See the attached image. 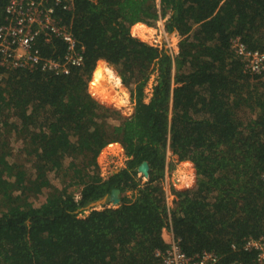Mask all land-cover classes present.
<instances>
[{"label":"trees","instance_id":"obj_1","mask_svg":"<svg viewBox=\"0 0 264 264\" xmlns=\"http://www.w3.org/2000/svg\"><path fill=\"white\" fill-rule=\"evenodd\" d=\"M66 16L82 65L0 79V264H162L168 229L189 256L253 264L243 246L264 233V72L245 68L232 39L264 52V0H77ZM161 17L181 36L176 56L134 34ZM53 49L41 46L46 56ZM100 61L130 88L131 116L89 91ZM111 143L127 160L105 178L98 158ZM169 152L197 175L191 188L171 186V205ZM114 188L119 205L84 208Z\"/></svg>","mask_w":264,"mask_h":264},{"label":"built area","instance_id":"obj_2","mask_svg":"<svg viewBox=\"0 0 264 264\" xmlns=\"http://www.w3.org/2000/svg\"><path fill=\"white\" fill-rule=\"evenodd\" d=\"M76 2L77 0H7L5 19L0 24V79L4 71L8 70L41 69L61 75L69 74L73 66L83 64L85 47L74 35L66 18L67 14L74 11ZM164 22L165 19L161 17L155 26L148 27L155 29L150 45L166 49L172 56H176L179 47L170 41V32L166 30ZM56 41L65 45L63 52L58 51ZM41 46L54 47L53 55H44ZM232 48L249 72H264V52L249 49L238 36L232 39ZM261 178L264 181V172ZM144 179L146 180L145 177ZM170 183L176 187L175 180L166 173L164 187L171 205ZM164 238L168 243L167 249L157 251L162 264H223L221 257L213 251L187 255L182 249L180 238L171 229L166 230ZM243 247L245 251L256 254L253 264H264V233L257 238L246 239Z\"/></svg>","mask_w":264,"mask_h":264},{"label":"rangeland","instance_id":"obj_3","mask_svg":"<svg viewBox=\"0 0 264 264\" xmlns=\"http://www.w3.org/2000/svg\"><path fill=\"white\" fill-rule=\"evenodd\" d=\"M177 33L178 32L173 31V32L169 33V35H168L170 41L174 45H176V44L178 45L180 40H181V36ZM134 34L136 36H138L137 33L135 32V28H134ZM154 36H155V29L153 30L151 37L148 39H143L139 36L138 37L142 41L145 40L146 43L150 44L152 41L151 38H153ZM101 62L102 63H99L97 65L96 70L99 66L100 67H107L108 66L109 68H111V70L115 71V74L120 78V80H121L120 85H122V87L124 89L122 90L121 88H116V87L114 89L110 88L107 92L108 95H106V97L108 99H106L104 96H102L106 99L105 101H107L108 103L103 102L100 99H98L100 96H98V98L97 97H95V98L97 100H99V102H101L102 104L120 111L122 116H124V117L131 116V114L134 111L135 101L132 98L130 88L127 87L123 83V80H122L118 70L113 65H110L109 63H107L105 61L104 62L101 61ZM105 64H106V66H105ZM96 70L94 73H96ZM155 75L156 74H154L151 77V80L146 87V100H149V98L151 97L152 87L155 83ZM92 80H93V77L91 79V82H92ZM91 82L89 84V91L91 88ZM90 92H92L93 95H95L93 90H91ZM118 92H121V93H118ZM123 93L127 94L126 95L127 103H123V102L117 103V98L119 97V94H120V96H122V95L125 96ZM118 121H119V119H116V118L112 119L113 123H118ZM16 137H18V135L16 133H14L11 140H12V145L14 148L13 152L16 153V155H18L19 149L23 147V144L21 143V141L17 140L18 138H16ZM14 157H15V155H13L12 159H14ZM98 160H99V164H100L101 175L106 178L111 173L118 172L120 169H122L126 165L127 157L125 155L123 147L119 143H111L103 149ZM174 160H175V157L171 153H169V156H168L169 166L171 165L173 168H172V171L170 172L169 167H168L167 173L170 175V177L172 179L175 180V182H176L175 188H177V189H188V188L193 187V185L196 183V177H197L195 168H193V166L190 163H186V162L176 164V162ZM178 171H180V172H178ZM144 181H145V179H144ZM53 182L59 183V181L57 179H55ZM170 187H171V183H170ZM173 187H174V184H173ZM170 190H171V188H170ZM109 206H112V204L110 203ZM98 208H101V206H99Z\"/></svg>","mask_w":264,"mask_h":264},{"label":"bare ground","instance_id":"obj_4","mask_svg":"<svg viewBox=\"0 0 264 264\" xmlns=\"http://www.w3.org/2000/svg\"><path fill=\"white\" fill-rule=\"evenodd\" d=\"M148 29H149V31L144 33L143 37L138 35V29H137V35L143 39L150 38L153 30L151 28H148ZM105 66H106V64H105ZM120 84H121V80L115 74V71L111 70V68H109L108 66L107 67H99V69L96 71L95 77H93V80L91 82L90 91L93 90L95 93L94 96L97 98H98V96H100L98 99H101L102 96L108 95L107 92L110 88L114 89L116 87V88H121L123 90L124 88ZM118 93H121V92H118ZM124 95L125 96H123V95L120 96V94H119V97L117 98V103H121V102L127 103V101H126V95L127 94L125 93ZM178 172H180V171H178Z\"/></svg>","mask_w":264,"mask_h":264},{"label":"water","instance_id":"obj_5","mask_svg":"<svg viewBox=\"0 0 264 264\" xmlns=\"http://www.w3.org/2000/svg\"><path fill=\"white\" fill-rule=\"evenodd\" d=\"M138 170L140 174L144 177H148L149 175V166L147 163L143 162L138 166ZM111 203L112 205H119L121 203V191L119 188H114L109 195H105L103 198L98 199L94 202H91L89 205L84 207L85 209H97V207L106 205L107 203Z\"/></svg>","mask_w":264,"mask_h":264},{"label":"crops","instance_id":"obj_6","mask_svg":"<svg viewBox=\"0 0 264 264\" xmlns=\"http://www.w3.org/2000/svg\"><path fill=\"white\" fill-rule=\"evenodd\" d=\"M147 31H149V29H148L147 27H145V26L139 27V28H138V35L141 36V37H143L144 33H146ZM103 62H104V61H103ZM99 63H102V62L100 61ZM100 65H101V64H100ZM99 67H100V66H99ZM99 67L97 68V70L99 69ZM97 70H96V71H97ZM94 74H96V73H94ZM93 77H95V75H94ZM104 97H105L106 99H108V98L106 97V95H105ZM104 97H102L100 100L103 101V102L108 103L107 101H105L106 99H105ZM164 237H165V233H164Z\"/></svg>","mask_w":264,"mask_h":264},{"label":"clouds","instance_id":"obj_7","mask_svg":"<svg viewBox=\"0 0 264 264\" xmlns=\"http://www.w3.org/2000/svg\"><path fill=\"white\" fill-rule=\"evenodd\" d=\"M147 26V25H146ZM147 27H150V26H147ZM138 37V36H137ZM143 41H145V40H143ZM146 42V41H145ZM179 47V46H178ZM169 153H171V152H169ZM172 154V153H171Z\"/></svg>","mask_w":264,"mask_h":264}]
</instances>
